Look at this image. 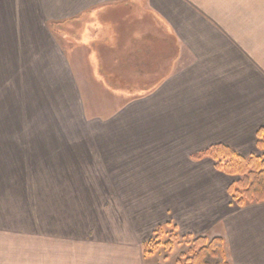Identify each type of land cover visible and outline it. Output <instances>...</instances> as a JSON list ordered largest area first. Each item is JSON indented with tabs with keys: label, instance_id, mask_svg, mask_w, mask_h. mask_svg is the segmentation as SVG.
I'll return each mask as SVG.
<instances>
[{
	"label": "crops",
	"instance_id": "crops-1",
	"mask_svg": "<svg viewBox=\"0 0 264 264\" xmlns=\"http://www.w3.org/2000/svg\"><path fill=\"white\" fill-rule=\"evenodd\" d=\"M74 94V107L105 112L91 135L102 167L89 173L100 177L101 206L112 208L118 239L140 241L106 264H141L159 226L221 237L229 264H264V202L238 207L227 192L237 177L192 158L216 143L261 152L264 0H0V107H73ZM45 138L37 144L56 160L70 157L71 137ZM63 236L32 263L86 264L82 244L73 250Z\"/></svg>",
	"mask_w": 264,
	"mask_h": 264
},
{
	"label": "rangeland",
	"instance_id": "rangeland-1",
	"mask_svg": "<svg viewBox=\"0 0 264 264\" xmlns=\"http://www.w3.org/2000/svg\"><path fill=\"white\" fill-rule=\"evenodd\" d=\"M73 28L78 31V26ZM79 54L80 49L72 50V57ZM78 71L81 72L80 63L75 60L72 75L76 76ZM78 97L73 95V107H0V264L16 263L15 258L6 255V248L15 251L16 247L21 254L17 264H33L32 255L38 254L33 251L39 247L43 250L50 238L58 239L64 234L70 238L73 250L82 244L86 264L126 259L128 254H120L119 247L121 252H127L140 242L118 239L122 233L112 229V208L101 206L104 199L96 182L100 177L89 173H96V168L102 167L95 159L96 128L92 125L97 118L103 119L105 112L97 111L96 107H78V103L74 107ZM61 98L57 89V106ZM38 108L39 112L34 114ZM33 119L36 124L32 123ZM86 119H90L88 124ZM47 136L71 137L70 157L62 153V159L56 160L47 142L37 144ZM105 178L110 176L101 180ZM64 195L68 206L53 207ZM162 231L161 241L165 242L173 231L166 228ZM54 232L59 236L53 235ZM178 237L172 251L160 245L152 254L141 256V264H176L180 254H187L191 247V238ZM134 256L139 262V253ZM77 259L73 255V263Z\"/></svg>",
	"mask_w": 264,
	"mask_h": 264
},
{
	"label": "trees",
	"instance_id": "trees-1",
	"mask_svg": "<svg viewBox=\"0 0 264 264\" xmlns=\"http://www.w3.org/2000/svg\"><path fill=\"white\" fill-rule=\"evenodd\" d=\"M256 135V147L261 151L257 154L243 156L225 144L216 143L192 156L194 160L208 157L217 171L237 177L229 184L227 192L238 207L264 202V128H259ZM162 237V227L159 226L154 230L153 236L143 243V254H152L160 245L167 251H172L178 235L170 233L165 242L161 241ZM188 237L191 238L188 255L181 253L176 264H229L221 237Z\"/></svg>",
	"mask_w": 264,
	"mask_h": 264
}]
</instances>
